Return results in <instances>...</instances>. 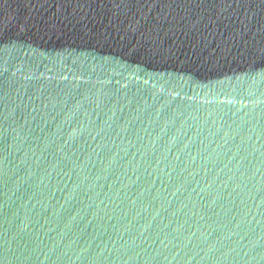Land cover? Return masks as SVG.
I'll return each instance as SVG.
<instances>
[{
    "label": "water",
    "instance_id": "water-1",
    "mask_svg": "<svg viewBox=\"0 0 264 264\" xmlns=\"http://www.w3.org/2000/svg\"><path fill=\"white\" fill-rule=\"evenodd\" d=\"M0 264H264V0H0Z\"/></svg>",
    "mask_w": 264,
    "mask_h": 264
}]
</instances>
